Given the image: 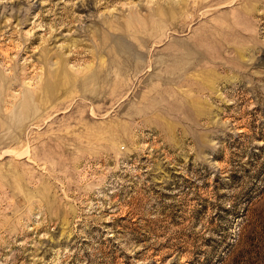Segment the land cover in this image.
Returning a JSON list of instances; mask_svg holds the SVG:
<instances>
[{"label": "rangeland", "instance_id": "1", "mask_svg": "<svg viewBox=\"0 0 264 264\" xmlns=\"http://www.w3.org/2000/svg\"><path fill=\"white\" fill-rule=\"evenodd\" d=\"M0 264H264V0H0Z\"/></svg>", "mask_w": 264, "mask_h": 264}, {"label": "bare ground", "instance_id": "2", "mask_svg": "<svg viewBox=\"0 0 264 264\" xmlns=\"http://www.w3.org/2000/svg\"><path fill=\"white\" fill-rule=\"evenodd\" d=\"M61 74V73H60Z\"/></svg>", "mask_w": 264, "mask_h": 264}]
</instances>
